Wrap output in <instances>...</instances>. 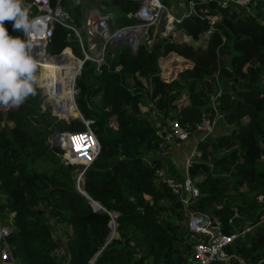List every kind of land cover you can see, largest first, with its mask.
Returning <instances> with one entry per match:
<instances>
[{"label": "trees", "instance_id": "obj_1", "mask_svg": "<svg viewBox=\"0 0 264 264\" xmlns=\"http://www.w3.org/2000/svg\"><path fill=\"white\" fill-rule=\"evenodd\" d=\"M96 1L114 10V26L138 20L135 0ZM192 1L195 12L183 16L174 32H156L135 50L114 45L100 70L86 61L76 77L75 87L83 94L75 101L83 117L92 120L100 142L81 177L83 194L76 187L82 166L64 161L63 149L51 146L48 136L81 131L85 125L79 117L67 121L41 109L32 85L34 70L22 65L26 43L20 28L31 0H0V99L9 95L12 77L28 90L0 109V215L11 227L8 240L17 264H90L92 258L93 264H191L181 201L154 178L163 166L158 151L166 117H177L192 130L203 115H214L210 102L216 92L226 128L199 142L186 165L200 191L191 208L208 210L227 232H240L227 248L237 258L213 264H264V0H251L241 10L218 0ZM80 7L66 8L75 23ZM210 28L205 44L192 46L190 39L199 40ZM68 42L58 26L48 51L59 52ZM170 56L179 57L171 61L177 76L165 79L160 67ZM63 57L64 68H52V78L61 72L71 75L77 65L67 54ZM2 59L22 66L12 70ZM48 59H53L47 60L48 67L56 65ZM129 78L134 86L128 85ZM184 95L188 103L178 106ZM62 96L72 102L68 88ZM141 105L160 114L159 125ZM91 200L101 206L94 209ZM234 211L239 216L229 223ZM50 219L69 230L61 259L56 235L63 231L54 229ZM112 219L116 227L106 242Z\"/></svg>", "mask_w": 264, "mask_h": 264}, {"label": "built area", "instance_id": "obj_2", "mask_svg": "<svg viewBox=\"0 0 264 264\" xmlns=\"http://www.w3.org/2000/svg\"><path fill=\"white\" fill-rule=\"evenodd\" d=\"M135 1L138 2V6L134 11V16L138 19L137 22L132 25H124L121 27L114 26L115 20L112 12H99L95 8L89 9L86 12L82 24L79 26L74 22L71 13L59 0H31V5L25 7L26 18L20 28L26 43V57L25 62L22 65H38L40 63L39 60L45 56L55 57L56 62L61 60L60 56L63 51L56 53L47 51L53 32L58 26L64 30V35L67 41H70L73 38L78 41L76 49L78 48L80 50L81 56L73 57L74 54L71 46L67 44L66 47L70 49V58L77 62L71 83V93L75 104L74 107L78 110V116L83 121L85 129L81 131H62V134L57 140L58 146L63 149V152L61 153L62 159L69 164H80L82 166L77 174V186L81 180L83 172L92 163L100 150V142L91 127L92 120L83 117L75 101V94L77 92L75 79L81 74L85 62H94L97 70H100V65L106 62V57L110 51L108 49L109 45H115L116 41L131 35L134 31H138L139 33V37L136 39L137 45L140 41L150 43L152 41V34L155 35V33L158 32L160 35L165 36L174 32L177 23L183 16L195 12L194 2L192 0H189L188 9H186L180 17H176L168 5L162 0ZM250 2L251 0H218V3L222 6L230 5L232 7H237L238 9H248ZM162 11H166L165 22L161 29L158 30L156 24ZM208 18L211 19V21L214 20L210 16ZM151 27H154L152 33L150 32ZM81 32L85 34L86 40L82 38ZM210 32L211 28L205 33L206 38L209 36ZM189 39L190 38L187 35H183V40L188 41ZM132 49L134 48L132 47ZM177 59H179V57ZM168 60L170 62L168 70L164 71L165 65L160 67L162 76L165 79H171L177 76L176 72L173 70V65L171 64L173 58L169 57ZM2 61L5 66L12 70H16L22 66L12 65L4 59H2ZM164 73L167 75H164ZM34 85L42 89V94H47L46 98L50 96V93L43 90V86L36 82ZM52 87L55 93H60L61 81L54 82ZM217 94L218 92H216L210 102V105L214 110V115H203L200 120L195 123L192 130L184 127L177 117L172 115L167 116L166 122L163 126L165 136L160 147L162 145H167L164 144V142L165 140H168V138L185 140L191 137L194 139L193 151H195L199 142L210 139L214 133L218 117L222 116L215 104ZM49 105L52 104L46 106ZM151 109L155 112L154 108ZM155 118L159 125L161 121L160 114L158 113ZM186 160L185 167L190 160V156ZM154 181L158 185H167L181 201L182 209L185 213L187 238L191 242L192 247L190 255L191 264H213L219 261L226 262L230 258L236 257L235 254L229 253L227 248L233 245L235 238L240 232H227L223 229L220 223H215L213 221L212 215L208 210L197 211L191 208V205L199 197L200 191L192 178L187 174L186 170L181 178H176L168 175L164 168H157ZM93 208L96 209L94 206ZM236 216H239V214L237 211H234L233 215L229 217L228 222L232 223ZM250 228L251 227H245L244 231L249 230ZM10 231V225L4 221L0 215V264H17L12 245L8 240ZM93 260L94 258H92L90 264H93ZM59 264H66V260H62Z\"/></svg>", "mask_w": 264, "mask_h": 264}, {"label": "rangeland", "instance_id": "obj_3", "mask_svg": "<svg viewBox=\"0 0 264 264\" xmlns=\"http://www.w3.org/2000/svg\"><path fill=\"white\" fill-rule=\"evenodd\" d=\"M73 1H77V4H79V5H81L82 3L84 4V3H91V2H93V3L96 4L95 8H97V10L99 12H112V13L114 12L113 9H110V8H108L106 6L101 5V3L99 1H96V0H92V1H89V0H70V2H66L65 0H63L64 7L67 8V9H69L70 6H71V3ZM167 5L170 8L172 6L171 9H172V11L175 14L173 12L172 13L175 16L180 17L181 14L185 11V9H186V7L188 5V2H187V0H168V4ZM83 9H84V7L81 6L80 7V11H78V14L79 15H78V19L76 20V22H77V24L79 26L82 24L81 21L83 20ZM73 16H74V14H73ZM73 16H72V18H73ZM81 35H82V38L84 40H86L85 34L83 32H81ZM182 39H183V37H182ZM205 40H206L205 34L199 40H197V41H193L192 39H190V41L192 43V46H196L198 44H205ZM77 43H78V41L75 38H73L72 40H70L68 42V45L71 46V48H72V52L74 54L73 57H79V56H81L80 50L78 48L77 49L75 48V45ZM113 46L114 45H111V46L109 45L108 46V49L110 50L108 54L112 53L111 52V49H112ZM65 48H67V47L64 46L60 51H64ZM48 50L50 51V48H47V51ZM168 59L169 58H167L166 60H164L163 63H162V65H165L164 71L169 69L170 62H169ZM88 63L89 64H94V62H92V61H88ZM29 65L34 70V75H33V79H32V85H33V84H35L36 75L40 71V67L38 65H31V64H29ZM164 75H167V74L164 73ZM263 81H264V77H263ZM127 83H128V85L134 86L133 85L134 84V81H133L132 78L127 79ZM34 87H36V86H34ZM36 88L38 89V92H37L38 97H37V99L39 100V104H40V107H41L42 110L50 109L51 110V113L53 115H56V117L58 119H61V118L67 119L66 116H68L70 114L71 115H74V114L77 113V112H74V108L71 107L70 101L68 103L69 111L68 112H64V111L62 112V111H60V109L57 107L58 104L56 103V101H58V100H56V101H54V103L56 105V108L58 109L56 111V113L59 114V115L55 114L54 106L53 105L46 106V105L43 104V100H45L47 94L46 93H43L42 94V89L39 88V87H36ZM6 89H7L6 91L9 93V95L7 97L3 98V99H0V109H4L6 106H8V105L12 104L13 102H15L17 98L22 97V96H25V95L28 94L27 93L28 90L23 87L22 82L19 79L15 78V77H12V78L9 79V86H7ZM82 94H83L82 91H80L79 89H77V92H76L75 96H81ZM55 95H52L53 98L50 97L51 100H53L55 98ZM184 96H185L184 99L178 100L180 102L177 101L178 106H179V103H180V106L187 104L188 98H186V95H184ZM68 97H70V96H68ZM58 99L60 101H63L64 98H63V96H60ZM141 107H142L143 110L146 109V113H148L150 115V117H152V118H155L156 117V113L154 111H152L151 106L141 105ZM76 117H79V116L77 115ZM217 121L218 122H217V124L215 126L214 133H213L212 137L215 136V135H217V134L223 133L224 132V129L226 128V125L225 124H223V125L221 124V122H222V117L221 116L218 117V120ZM50 141H53L52 134H50L48 136V142H50ZM193 146H194V139L191 138V137L190 138H187L185 140H175L174 139V142L171 145L170 144H167L164 147V149L166 148L164 150V152L163 151H161V152L158 151L159 153H161V155H159L158 157H160L161 160L164 159V158H166V157H168L169 162H175V165L180 169V173L181 172L184 173V167H185V163L187 161L186 159L189 156L191 157L193 155V153H194ZM166 151H168L169 153L167 152V154H166ZM79 170H80V168L77 171H79ZM165 172H166V170H165ZM50 223L54 227V229H59L58 232H60V229L62 231H66L64 234L63 233H60L61 235L60 234L56 235L57 238L59 239V246H58V249H56V253L59 256V258L61 259L64 256V253L63 252L66 251L65 250V245L63 247L61 245L64 244L65 239H66V236H67V233L69 232V230L65 226H61V225L55 224L52 220L50 221ZM185 235H186V232H184L183 238H184V241H187V238H186ZM184 241L180 242V244L181 245L184 244Z\"/></svg>", "mask_w": 264, "mask_h": 264}, {"label": "bare ground", "instance_id": "obj_4", "mask_svg": "<svg viewBox=\"0 0 264 264\" xmlns=\"http://www.w3.org/2000/svg\"><path fill=\"white\" fill-rule=\"evenodd\" d=\"M139 33H138V31H134V32H132L131 33V35L129 36L131 39H134L135 37H137V35H138ZM134 36V37H133ZM63 54V53H62ZM61 54V55H62ZM65 54H67L66 52H65ZM64 54V55H65ZM63 55V56H64ZM63 56H60V58H61V60L60 61H58V62H56V65L55 66H52V67H48L47 66V60H53V59H48V58H54L55 59V57H44V58H41L40 60H39V67H40V71L38 72V74L36 75V83H38L39 85H41V86H43L44 87V91H46V92H48V93H50V96L48 97V98H46L45 100H44V105H48V104H52V105H54L55 107H56V105H55V103H54V101H56V100H58V101H56V103L58 104V108L60 109V111H64V112H67V109H68V103H69V99H63V101H60L58 98L60 97V96H62V95H64V93H65V91H66V89L68 88V92H69V94H70V98L72 99V102H70L71 103V107H73L74 108V112H77L75 115H78V110L77 109H75V104H74V102H73V95H72V93H71V83H72V79H73V75L71 76V77H69V78H65V75L61 72V74H59V78H52V75H51V72L53 71L52 70V68H54V69H57L58 68V66L59 65H61V66H63L62 68H64V64L62 63V60H64V57ZM68 58H70V56H68ZM71 59V58H70ZM57 63H58V65H57ZM70 63L72 64V62L70 61ZM77 65H73L72 67H73V72H72V74H74V68L76 67ZM52 79L55 81V82H57V81H61V91H60V93H55L54 91H53V87L52 88H50L49 87V85H51V86H53V82H52ZM56 94V95H55ZM52 95H55V100L53 99V100H51V98L50 97H52ZM53 98V97H52ZM58 109L56 108V111H57ZM57 115H59V114H57Z\"/></svg>", "mask_w": 264, "mask_h": 264}, {"label": "water", "instance_id": "obj_5", "mask_svg": "<svg viewBox=\"0 0 264 264\" xmlns=\"http://www.w3.org/2000/svg\"><path fill=\"white\" fill-rule=\"evenodd\" d=\"M165 16H166V11H162V12H161V15H160V18H159V20H158V22H157V24H156V28H157L158 30L161 29L163 23L165 22ZM129 36H130V35H128V36H126V37H124V38H122V39L116 41V42H115V45H117V44H121V43H124V44H128V45H130L131 47L134 48L133 50H135V49L137 48V46H138L137 43H136V39H137L139 36L137 35V37H135L134 39H131ZM56 56H58V55H56ZM58 60H59V59H58ZM85 78H86V80L88 79V74L85 75ZM33 86H35V85L33 84ZM235 95H237V93H236ZM54 111H55V114H57V113H56V107H54ZM79 113H80V112H79ZM76 116H77V115H71V114H70V115L67 116V119H66V120L69 121V120H71L72 118H74V117H76ZM61 134H62V132H60V131H54V132L52 133V139H53V141H50L49 144H50L51 146H52V145H58L57 140H58V138H59V136H60ZM108 139L111 140V141L114 143L115 146H117V143H116L112 138L108 137ZM77 188H78V190H79L80 192H82L83 194H85V192L83 191V182H82V180H80V182H79ZM91 204H92L96 209L99 208V207L101 206L97 201H94V200H91ZM110 227H111L112 230H111V232L109 233L106 242H109L110 239L112 238L113 234H114V229H115V227H116V222H115L113 219H112L111 222H110Z\"/></svg>", "mask_w": 264, "mask_h": 264}, {"label": "crops", "instance_id": "obj_6", "mask_svg": "<svg viewBox=\"0 0 264 264\" xmlns=\"http://www.w3.org/2000/svg\"><path fill=\"white\" fill-rule=\"evenodd\" d=\"M60 1V0H59ZM89 1H92V0H89ZM68 2H70V0H68ZM74 5H77V1H73L72 3H71V6H74ZM70 6V7H71ZM81 6H83L84 7V9H83V17L85 16V14H86V12L89 10V9H93V8H95V6H96V4L95 3H93V2H91V3H82L81 4ZM169 7V6H168ZM186 7V6H185ZM170 8V7H169ZM171 8H172V6H171ZM170 8V10L172 11V9ZM95 9H97V8H95ZM186 10V9H185ZM77 11H80V9L79 10H77ZM173 12V11H172ZM185 12V11H184ZM183 12V13H184ZM77 13V12H76ZM174 13V12H173ZM182 13V14H183ZM175 14V13H174ZM181 14V15H182ZM177 17V16H176ZM81 23H82V21H81ZM134 37V36H133ZM111 51H112V49H111ZM65 52L67 53V56H71V54H70V52H69V48H65V50L62 52L63 54L61 55V56H63L64 54H65ZM170 58H178V57H174V56H170ZM77 63V62H76ZM170 67V66H169ZM162 74V73H161ZM72 75V74H71ZM71 75H69V74H67V75H65V77H71ZM183 99H184V97H183ZM72 100V99H71ZM178 102H180V101H178ZM188 103V102H187ZM179 106H180V103H179ZM174 142V138H168V140H165V142H164V144H172ZM166 146V145H165ZM164 145H162L160 148H159V152H161V151H163L164 152V150L166 149H164V147H165ZM158 152V156L159 155H161V153H159ZM167 152L168 151H166V154H167ZM169 153V152H168ZM165 154V153H164ZM154 156L153 155H151L150 156V161H151V159L153 158ZM161 159V158H160ZM162 161V164H163V168L166 170V172L169 174V175H171V176H174V177H176V178H180V177H182L183 175H184V173H180V169L175 165V162H169V160H168V157H166V158H164V159H162L161 160ZM177 167H175V166ZM185 168L186 167H184V172H185ZM66 231H63V233H65ZM186 236V238L188 237L187 236V234L185 235ZM187 240H188V238H187ZM189 241V240H188ZM190 242V241H189ZM191 255V253H189V256ZM236 258H237V256H236Z\"/></svg>", "mask_w": 264, "mask_h": 264}]
</instances>
